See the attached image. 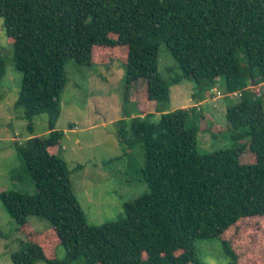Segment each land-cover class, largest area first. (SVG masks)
<instances>
[{"label":"trees","instance_id":"obj_1","mask_svg":"<svg viewBox=\"0 0 264 264\" xmlns=\"http://www.w3.org/2000/svg\"><path fill=\"white\" fill-rule=\"evenodd\" d=\"M0 17L22 73L14 106L29 131L46 113L49 131L16 145L36 192L2 190L0 200L19 225L30 214L47 219L65 252L47 257L46 231L29 227L33 236L11 253L13 264H204L195 240L209 238H221L229 264H239L221 235L241 218L264 215V91L255 89L264 82V0H0ZM161 45L181 70L173 78L159 72ZM95 46L126 47L125 103L136 105L127 89L144 80L160 115L131 116L123 107L116 134L124 146L142 145L147 190L101 224L87 221L66 160L50 151L63 138L55 125L67 58L82 62ZM4 74L0 54V84ZM183 79L193 83L194 102L220 80L226 101L234 98L225 108L229 146L199 152L201 109L167 110L170 86Z\"/></svg>","mask_w":264,"mask_h":264},{"label":"rangeland","instance_id":"obj_2","mask_svg":"<svg viewBox=\"0 0 264 264\" xmlns=\"http://www.w3.org/2000/svg\"><path fill=\"white\" fill-rule=\"evenodd\" d=\"M5 33L0 17V54L5 62V74L0 84V191L15 189L33 193L37 188L24 168L16 145L26 143L30 136L46 137L49 132L47 115H36L32 131H29L22 110L14 106L22 73L14 66L11 40ZM126 56L124 46H95L90 56L80 58L82 62L72 56L66 62L68 80L61 94V112L55 125V129L63 132V138L61 147H52L50 151L59 150L60 156L66 160L74 193L91 224L121 217L123 203L147 190L141 173L144 165L142 145L139 142L128 147L122 145L116 134L117 122L125 118L124 109L130 110L131 116L152 115L158 119L160 115L156 112L155 101L146 99L144 80L134 82L131 89H127L126 98L136 105L125 103L123 63ZM158 61L159 72L165 78H173L181 72L165 45L160 46ZM223 87L220 80V84L210 91L211 95L205 94L207 100L204 98L199 104L205 115L197 118L199 152L224 148L231 143L225 129V112L210 111L211 100H208L211 96L224 105L235 101L234 98L226 101L228 97ZM251 87H256V91L261 87L264 91V82ZM192 90L190 80L172 84L167 110L195 105L189 95ZM200 107L196 110L199 111ZM212 134L220 138L212 137ZM29 227L34 234L46 231L45 239L40 238V241L47 257H64V248L50 231L52 228L47 219L30 214L26 223L19 225L0 200V264H13L11 253L33 236ZM221 237L229 241L239 264H264V215L241 218ZM195 246L204 264H229L221 238L196 239ZM34 264L45 263L37 261Z\"/></svg>","mask_w":264,"mask_h":264},{"label":"crops","instance_id":"obj_3","mask_svg":"<svg viewBox=\"0 0 264 264\" xmlns=\"http://www.w3.org/2000/svg\"><path fill=\"white\" fill-rule=\"evenodd\" d=\"M217 93H218V91H217ZM191 94H192V91L189 92V95H191ZM204 100H207V99L205 98ZM204 100H201V101H204ZM208 100H211V101H209L210 102V111L217 112V113H219L221 111L225 112L226 105L221 103V101H214V99H212L211 96L208 98ZM201 101L200 102H195V105L194 104H191V105H194L195 107H200L199 104L201 103ZM180 108H183V106L181 105ZM200 109L203 110L201 107H200Z\"/></svg>","mask_w":264,"mask_h":264},{"label":"water","instance_id":"obj_4","mask_svg":"<svg viewBox=\"0 0 264 264\" xmlns=\"http://www.w3.org/2000/svg\"><path fill=\"white\" fill-rule=\"evenodd\" d=\"M251 84H252V85L254 84V81H253V80L251 81Z\"/></svg>","mask_w":264,"mask_h":264},{"label":"clouds","instance_id":"obj_5","mask_svg":"<svg viewBox=\"0 0 264 264\" xmlns=\"http://www.w3.org/2000/svg\"><path fill=\"white\" fill-rule=\"evenodd\" d=\"M197 109L199 108V107H196Z\"/></svg>","mask_w":264,"mask_h":264}]
</instances>
